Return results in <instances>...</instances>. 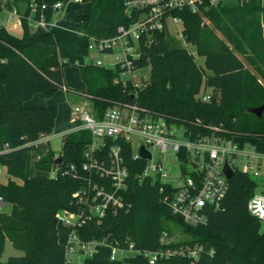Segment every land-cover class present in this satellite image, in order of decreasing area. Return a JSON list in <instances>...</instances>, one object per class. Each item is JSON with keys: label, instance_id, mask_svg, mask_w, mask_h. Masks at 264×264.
Here are the masks:
<instances>
[{"label": "trees", "instance_id": "obj_1", "mask_svg": "<svg viewBox=\"0 0 264 264\" xmlns=\"http://www.w3.org/2000/svg\"><path fill=\"white\" fill-rule=\"evenodd\" d=\"M43 1L15 0L16 4H25L19 10L22 36L0 23V164L9 175L7 182L0 180V196L4 203L11 204L10 211H0V256L7 239L24 252L0 264H66V247L59 241L56 213L65 208H83L73 193L84 180L66 170L71 164L82 163L92 133L86 129L65 133L60 153L49 149L36 162L40 170L58 168L57 174L32 176V152L37 140L52 133L58 109L27 106L25 101L36 93L49 97L60 88L70 91L65 81L66 62L60 57L59 48L87 55L91 35L110 37L121 25L131 22L124 0H83L90 6L77 16L79 34L49 30L33 35L29 30L30 17L41 19ZM2 11L0 4V14ZM173 14L182 18L185 38L204 57V66L166 28L157 34V41L145 49L138 62L141 66L150 65L151 75L136 98L130 94L131 84L125 86L115 81L116 70L93 63L79 66L87 85V91L81 94L93 101L98 117L113 103L135 99L144 108L165 115L169 122L184 124L192 136L210 135L212 128L219 127L217 135L259 137L264 152V112L258 117L251 111L264 104V85L245 64L247 61L264 76V0H222L217 4L204 0L197 12L186 7L174 10ZM204 93L210 94V99L204 100ZM125 152L131 168L126 195L132 207L109 213L101 221L91 219L77 226L75 231L80 239H106L121 247L134 243L142 250L186 243L204 246L195 261L186 255H174L156 264H264V221L248 207L259 186L257 179L236 170L229 179L222 208H209L208 222L193 225L173 212L166 199L167 191L162 192L151 180L140 182L136 174L143 164L134 162L130 144L126 143ZM59 156L63 157L61 163L56 162ZM181 158L185 164V155ZM80 173L85 175L81 170ZM172 224L189 237L161 243L164 231L172 234ZM124 262L150 264L142 253L129 256ZM124 262L112 260L105 264ZM78 264L100 263L87 258Z\"/></svg>", "mask_w": 264, "mask_h": 264}, {"label": "built area", "instance_id": "obj_2", "mask_svg": "<svg viewBox=\"0 0 264 264\" xmlns=\"http://www.w3.org/2000/svg\"><path fill=\"white\" fill-rule=\"evenodd\" d=\"M203 1L124 0L131 22L121 25L118 32L110 37L97 38L91 35L89 53L84 55L86 64L93 63L116 70L115 81L125 86L131 84L130 94L136 98L139 88L151 75L150 71L141 72L150 65L138 64L145 49L156 42L157 34L166 28L173 34L174 26L177 27L175 34L183 46L188 49L186 45H193L185 38L182 18L174 15L173 11L187 7L197 12ZM220 1L222 0H210L211 4ZM48 6V3H43L41 9ZM51 6L57 11L63 3L57 1ZM93 52L96 55H92ZM191 53L195 55V52ZM202 98L208 100L210 94L204 93ZM72 117L73 131L89 130L92 140L85 147L82 163L79 166L71 164L66 170V173L84 180L82 187L73 193L77 204L83 208H65L56 213L58 223L72 227L69 241L65 243L66 264L84 263L98 243L111 246L112 260L142 253L150 264L174 255H186L195 261L204 249L200 243H186L175 247L142 250L136 248L134 243L129 247H121L106 239H80L75 231L77 226L91 219L101 221L109 213H118L132 207L126 195L131 174L125 156L126 143L131 145L134 162L143 164L136 177L140 182L151 180L159 185L162 192L167 191L166 199L173 212L181 215L188 223L205 224L209 220V208H222L229 190L226 163L234 171L240 170L259 181L248 207L254 216L264 221V188L258 190L261 184L264 185V152L250 142H243L241 139L244 136L217 135L219 127L212 128L213 133L210 135L192 136L184 124L169 122L165 115L144 108L135 99L113 103L101 117L96 115L93 107L75 105L72 107ZM142 148L151 156H143ZM181 155L187 158L185 164ZM3 167L0 164V175ZM57 171L58 168L52 170L51 176L56 175ZM0 202L4 203L2 196ZM171 240L168 232L164 231L161 243H169ZM213 253L214 250H211L210 254Z\"/></svg>", "mask_w": 264, "mask_h": 264}, {"label": "rangeland", "instance_id": "obj_3", "mask_svg": "<svg viewBox=\"0 0 264 264\" xmlns=\"http://www.w3.org/2000/svg\"><path fill=\"white\" fill-rule=\"evenodd\" d=\"M60 1L63 2V6L61 7L60 14L57 13L54 14V19L57 18L61 19L62 17L66 30L70 33H74L77 31V16L79 13H83L88 9L89 2L87 1L76 2L74 0H60ZM232 2H237V0H232ZM10 23L11 25H9L10 26L9 28L13 31V33L15 32L17 36H22L24 33V28L22 25L21 17L17 15H13V17L10 19ZM29 30L38 32L40 28L34 27V25H30ZM172 31L174 36L177 38V35L175 34L177 31V27L176 26L172 27ZM217 34L220 38L225 40V42L229 45L231 49L235 50L239 55H241L244 58L243 53L237 50L234 44L231 43L228 39H226L221 32L217 31ZM182 45L184 44L182 43ZM186 46L191 52L192 51L195 52V58L197 63L201 66H204L205 64L204 57L198 55L197 48L194 45H186ZM60 55L63 61L66 62L64 67L65 81L66 84L69 86L70 91H66L64 88H60L53 95L49 97L45 96L42 93H37L35 96H32L30 99L27 100L28 103H30V101H38L40 102L38 104H42L40 106H56L58 109V116L52 133H50L46 139L37 141L36 149L33 151L31 155V173L37 174L39 176H48V174L51 173L48 171L38 170L36 167V162L41 157H43L49 149L55 151L56 154H59L63 146V133L72 130L74 127V121L72 117V107L75 105H82L85 106L86 108L93 107V101L89 97L81 94L82 92L87 91V85L81 77L80 67H79L84 63L83 55L73 54L69 52V50H67V48L65 47H61ZM93 55H96V53L93 52ZM101 56L104 58V54H102ZM245 64L247 68L251 69L256 74L258 79L264 85V76L260 72H258L254 68V66H252L247 61L245 62ZM150 69L151 66L142 69L141 72L146 73L149 72ZM198 97H200V95H198ZM241 140L243 142H250L252 145H255L258 150L262 151L261 140L259 137L244 136ZM8 179H9V175L6 171V168L3 167L2 173L0 175V180L2 182H7ZM259 188L260 189L258 190L261 191V188H264V185L261 184ZM10 210H11V204L0 202V211H10ZM171 226L173 232L169 236V238H171L172 240L178 241L189 237L188 234L183 233L182 230L176 225L172 224ZM58 229H59V241L62 243H67L69 241V236L72 227L59 222ZM23 254L24 252L22 250L16 249L13 246L11 240L7 239L5 250L3 254L0 256V263L6 262L11 256H21ZM111 254L112 251H111V246L109 244L98 243L94 246V250L91 251L90 258L95 263L99 262L100 264H105L107 262L112 261L110 257ZM124 259L125 258L123 257L120 258L118 257V259L114 261L121 260L124 262ZM124 264L127 263L124 262Z\"/></svg>", "mask_w": 264, "mask_h": 264}, {"label": "crops", "instance_id": "obj_4", "mask_svg": "<svg viewBox=\"0 0 264 264\" xmlns=\"http://www.w3.org/2000/svg\"><path fill=\"white\" fill-rule=\"evenodd\" d=\"M57 1H60V0H46V1L44 0L43 1V3H48L49 6L41 10V20L40 21L35 20L32 17H30V25H34V27L40 28V30L38 32L30 31L31 34L38 35V34H42L44 32H47L49 30H59V31H63V32L71 34V35L79 34L78 28H77V31L74 32V33L68 32L66 30V27L64 26L62 17H61V19L60 18L59 19L58 18L54 19V14L55 13L60 14V11H61V9L56 11L51 6L52 3L57 2ZM60 2L63 3L62 1H60ZM81 2H83V1H81ZM0 4L3 7V11L0 14V23L3 26H5L6 28H8L13 33V31L9 28L10 27L9 25H11L10 19L13 17V15H17V16L21 17L19 10L20 9L22 10L25 7V4H23V2H19L18 4H16L15 0H0ZM88 10H89V7H88V9L85 12H87ZM85 12H83V13H85ZM33 13H34V11H33ZM14 34H16V33L14 32ZM60 49L61 48H59V54H60ZM92 55H93V53H92ZM60 57H61V55H60ZM83 57H84V63L83 64H86L85 56L83 55ZM36 94H34L33 96H35ZM38 103H40V102H38V101H30V103H28L27 100L25 101V104L27 106H32V107L42 105V104H38ZM72 131H73V129L68 131V132H72ZM68 132H64L63 135L65 133H68ZM47 137H48V135L45 138H40L37 141L46 139ZM36 145H37V142H36ZM38 170H40V169H38ZM41 171H46V170H41ZM48 172L51 173V174H48V176H51L52 175V171H48ZM30 173H31V170H30ZM31 175L32 176H39L37 174H32V173H31ZM63 244H65V243H63Z\"/></svg>", "mask_w": 264, "mask_h": 264}, {"label": "water", "instance_id": "obj_5", "mask_svg": "<svg viewBox=\"0 0 264 264\" xmlns=\"http://www.w3.org/2000/svg\"><path fill=\"white\" fill-rule=\"evenodd\" d=\"M251 111L254 112L258 117H261L263 115V112H264V104L261 106L252 108ZM141 153L143 156H147V157L151 156L150 153H148L144 148H142ZM62 160H63V157L59 156L56 159V162L61 163ZM225 172H226L227 177L229 179H231L235 174V171L233 170V168L228 163L225 164Z\"/></svg>", "mask_w": 264, "mask_h": 264}]
</instances>
